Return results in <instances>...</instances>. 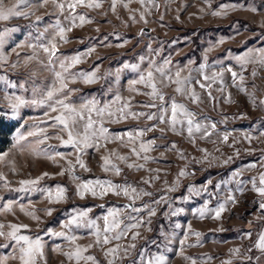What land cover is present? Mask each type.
Here are the masks:
<instances>
[{
    "label": "rangeland",
    "instance_id": "1",
    "mask_svg": "<svg viewBox=\"0 0 264 264\" xmlns=\"http://www.w3.org/2000/svg\"><path fill=\"white\" fill-rule=\"evenodd\" d=\"M14 2L5 0L8 6ZM71 2L29 0L20 6L27 16L0 20V225L4 226L0 231L7 236L12 225H26L18 235L41 239L43 255L37 264H76L66 255L75 245L55 235L60 232L77 237L76 245L87 248L83 256L94 258L80 264H154L157 256L165 257L166 264H192L193 260L196 264H257L250 241L261 229L264 209L250 181L255 178L260 186L258 178L264 174V65L249 63L242 68L236 57L264 50V0H144L143 4L118 0L115 11L112 0H100L99 8H75L76 15L91 21L80 25L77 20L75 26L70 24L73 10L67 7ZM61 3L63 12L56 6ZM57 22L71 28L65 39L57 34ZM74 57L79 61L74 63ZM157 67L172 80L162 78ZM148 70L153 71L164 102L153 99L144 84H133ZM232 72L237 74L235 79ZM57 73L66 87L52 101L32 103L42 100L53 85L60 89ZM176 73L195 91L198 102L175 91ZM117 96L120 102L115 101ZM17 97L25 103L13 113L11 105ZM171 98L195 114L201 131L189 136L186 126L173 132L167 120L160 122L161 106ZM57 99L86 115L81 107L86 103L110 106L116 113L112 117L91 114L97 127L102 123L108 129L110 142L100 141L99 150L88 147L79 152L64 146L55 137L67 140V133L52 119L59 113L50 107H58ZM125 102L127 111L144 115L120 118L117 110ZM153 103L157 106H147ZM7 117L14 127L11 136L6 133ZM83 123H77L76 131H82ZM139 130H145L142 136ZM29 132L37 134L29 136ZM128 133L134 137L132 142ZM21 135L26 138L17 144ZM151 140L155 141L151 151L141 152L139 158L132 153L133 147L139 151L141 143ZM110 152L126 157L124 161L112 158L119 174L102 168V157ZM77 156L89 170L79 167ZM69 161L75 165L72 171L67 170ZM181 171L185 175L180 176ZM88 174L96 178L83 179ZM96 179L147 194L81 197L78 184ZM24 180L39 182L22 185ZM56 186L67 190L59 202L48 198V191L55 194ZM221 204L225 210L216 219L214 210ZM202 209H207L204 218L199 216ZM111 211L118 212L121 229L136 223L139 227H129L119 240L97 243L95 228L88 222L95 221L103 230L104 217ZM81 213L87 215L79 226L70 223ZM5 236H0V264H21L19 245ZM113 248L118 249L116 254L108 255ZM257 261L264 264V258Z\"/></svg>",
    "mask_w": 264,
    "mask_h": 264
},
{
    "label": "snow or ice",
    "instance_id": "2",
    "mask_svg": "<svg viewBox=\"0 0 264 264\" xmlns=\"http://www.w3.org/2000/svg\"><path fill=\"white\" fill-rule=\"evenodd\" d=\"M29 0H15V2L8 6L5 3V0H0V20H7L10 17H19V16H27V12L20 10L21 5L28 4ZM43 3H47L48 0H42ZM118 0H112V10L115 11V5L117 4ZM141 4L144 3V0H139ZM61 12L65 9V4H57L56 5ZM77 6H85L88 8H99L101 7L100 0H72L71 3L67 4V7L71 10H73L70 13V24L73 26L76 25V21L79 20L80 25H83L84 23L91 22L90 20L86 19L84 15H76L74 10ZM127 5H125L126 7ZM213 15H220L219 12H214ZM143 18V17H142ZM39 19V18H38ZM57 29H58V35L61 39H65V32L71 31V28L65 29L63 27L59 26V23L57 22ZM0 42H2V37H0ZM67 42V41H66ZM52 49L56 48L55 43L51 45ZM45 51H49L48 48H45ZM51 55H55V52L52 51L50 53ZM237 61L240 63L241 67L243 68L249 63H259L261 65H264V50H260L257 53L254 52H245L243 55H238L236 57ZM79 57H74L73 62H78ZM61 67L63 68L64 65L62 64ZM64 71H67V68L64 69ZM156 72H159L162 78H166L167 80H172V77L165 74L162 68L157 67L155 69ZM228 71H231V68L228 69ZM256 73L253 72V76H255ZM232 76L235 79L237 74L235 72H232ZM215 77H213L214 79ZM57 79L60 81V89H57L55 85H53L52 89L47 91L46 95L42 100H33L32 103H40L43 104L47 101H52L54 95L61 91L64 87H66L64 83L63 77L57 73ZM204 79H209V77L205 76ZM241 80H243V76L240 77ZM174 83L177 85L175 91L177 93H180L182 95H187L193 102H198L199 97L195 93L194 90H189L186 86V82L184 80L180 79V74L176 73V79ZM133 84H144L145 87H148L151 89V92L148 93L153 97V99H159L161 102H164V95L160 91V89L157 87V84L155 82V76L152 70H148L146 75H141L138 80L133 81ZM201 87H205V85H201ZM131 91H136L135 88L130 89ZM116 102L121 101V97L117 96L115 98ZM25 101L19 97L15 99V102L12 103V111L13 113H16L19 109L20 105L24 104ZM56 106H51L52 112H58L59 114L52 117V119L61 127V131L67 133V140H64L60 136H56V139L62 140V143L64 146H70L73 149H75L77 152L82 151L84 148L88 147H94L97 150L102 146L100 144V141H104L105 145L107 142H110V138L108 135V129L103 126L102 123L99 124L97 127V121L93 120L92 113L95 112L98 117H103L105 114H107L109 117H112L116 115V113H113L109 110L110 106H106L104 108H97L95 102H89L81 107L83 109L87 110V115L84 111L78 110L75 106L72 104H66L63 99H57L54 101ZM148 107H156L157 105L155 103L147 105ZM129 105L127 102L121 104V106L118 108V113L120 115V118H127L128 116L132 117H138L140 115H144L143 113H132L130 111H127ZM160 116L158 119L161 123H165L166 120L169 123V127L173 132H177L178 127H187V132L189 136H192L193 131L196 132L201 131L202 125L199 122L194 121L195 114L191 112L184 104L178 103L175 98H171L168 102L167 106H161L160 109ZM148 119H153L152 115L148 116ZM79 121H83V129L82 131H76V125ZM118 122V121H117ZM212 128H215V124L212 125ZM152 129H147V131H151ZM43 131V130H41ZM145 130H139L138 135L142 136ZM206 131V130H205ZM36 132H29L28 135H36ZM210 134V133H207ZM129 142H132L134 140V137L131 133H128ZM24 136H18L17 138V144H19V141L22 139H25ZM119 139H122V137H117ZM227 136L224 137L225 141L227 140ZM40 143H43V140L40 141ZM155 144L154 140L148 141L147 143H141L139 145V151L133 147L131 149L132 153L135 154L138 158L141 156V152L147 153L152 150V146ZM174 147V145H173ZM59 155V153L57 154ZM115 157L118 160L124 161L126 160V157L119 155L116 152H110L108 155H105L102 157L103 164L102 168L104 171H115L117 174H119L120 169L116 166V164L113 163L112 158ZM48 159L55 160V156H48ZM0 159H3L2 156H0ZM143 159L147 161L149 157L147 155L143 156ZM76 163L79 165L80 168L87 169L86 165L84 164L83 160L77 156ZM68 171H72L75 168V165L72 164L71 161L68 162ZM129 167H143V165H128ZM251 167H255V165H251ZM61 175L64 174V172L60 173ZM45 176L48 175L47 173L44 174ZM180 176L185 175V172L181 171L179 173ZM0 179H3L2 176H0ZM74 180H78L79 177L73 176ZM39 181L38 180H24L20 183L22 185H35ZM149 181H145V183H148ZM253 185V190H255L261 197H264V174L260 175L258 178V182L260 186H257V180L254 178L250 181ZM78 194L81 197H84L86 194L90 193L92 196L99 195L100 197H103L109 192H114L116 195H120L121 192L125 196H131L132 194L135 195H141V194H147V193H139L135 187L132 186H118L116 184H113L111 181L107 180H90V181H84L80 184H78ZM99 190V191H98ZM171 190V189H170ZM66 188L64 186H56L55 194H53L52 190L48 191V198L50 201L59 202L63 199H65V193ZM230 199L235 202L234 197H230ZM159 203V201H157ZM261 209H264V201H262L259 205ZM7 210H11V205L8 206ZM23 210V209H22ZM134 211H139V209H133ZM224 205L221 204L217 209L214 210L215 215L214 218L219 219L221 213L224 211ZM207 209H202L199 211V216L201 218H204L205 213ZM27 215L32 216L34 219H38V217L35 216L34 213L28 212ZM48 215L51 214L49 211L47 213ZM152 215H155V212L152 211ZM87 213H81L78 217H74L70 223L77 224L79 226V221L82 220ZM118 212L117 211H111L108 213L107 216L104 217L105 220V227L103 230L99 228L98 225L95 224V221H89V226L95 228V235L97 237V243H100L101 241L103 244L110 243L111 239L119 240L122 236H124L129 229L139 227V223L132 224L130 226H125L123 229L120 228L121 221L117 219ZM111 217V219H109ZM69 225L65 224L64 227L67 228ZM3 225H0V228H3ZM26 228V225H12V231L5 236V233L0 231V236H5V238H11L17 245H19V259L21 261V264H37V258L42 257L43 251H42V244L41 239L39 237L37 238H31L28 235H18L21 228ZM179 227V225H177ZM190 227V226H189ZM117 229H120V231H117ZM101 231H103L104 235L101 236ZM108 233H114L111 237L108 235ZM55 235L65 237L71 244L75 245V248L72 252L67 253L68 259L71 261L75 259L76 264H80L81 260L85 261H92L94 260L91 256H83V253L87 251V248H82L79 245H76V239L75 236H66L64 232L55 233ZM197 239L200 238L199 233H195ZM250 235V234H248ZM135 239V236L133 237ZM256 246L264 251V233H260L258 236V242ZM118 249L113 248L109 249L108 255H115ZM235 252H239L238 249L234 250ZM15 258V257H13ZM149 264H153V262H149ZM154 264H166L165 257L163 256H157L155 257ZM192 264H196L195 260L192 261Z\"/></svg>",
    "mask_w": 264,
    "mask_h": 264
},
{
    "label": "trees",
    "instance_id": "3",
    "mask_svg": "<svg viewBox=\"0 0 264 264\" xmlns=\"http://www.w3.org/2000/svg\"><path fill=\"white\" fill-rule=\"evenodd\" d=\"M7 121H8V123H7V129H6L7 131H6V133H7V135L11 136L13 134L14 127H13L12 123H10V121L8 120V117H7ZM7 142L8 141H6V144H7ZM95 178H96V176L92 175V174H88V175H84L83 176V179H85V180L95 179ZM261 201H264L263 197L261 198ZM260 226H261V229H262V227L264 226V222L263 221L261 222ZM261 229L259 230V232L256 233V236L254 237V239L250 241V245H251L250 248H252L251 252L253 253V256L257 260L260 259V258L261 259L264 258V251L258 250V248L256 246V242H257V239H258V236L260 234ZM257 260H256V263L260 264Z\"/></svg>",
    "mask_w": 264,
    "mask_h": 264
},
{
    "label": "water",
    "instance_id": "4",
    "mask_svg": "<svg viewBox=\"0 0 264 264\" xmlns=\"http://www.w3.org/2000/svg\"><path fill=\"white\" fill-rule=\"evenodd\" d=\"M144 31L147 32V33H149L150 32V29L149 28H146Z\"/></svg>",
    "mask_w": 264,
    "mask_h": 264
}]
</instances>
